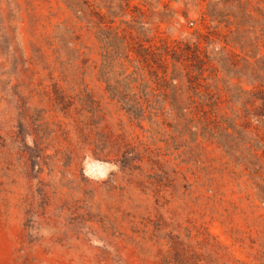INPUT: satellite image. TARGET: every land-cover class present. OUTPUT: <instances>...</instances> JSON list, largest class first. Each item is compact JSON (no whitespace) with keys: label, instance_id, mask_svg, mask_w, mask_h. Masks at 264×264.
<instances>
[{"label":"rangeland","instance_id":"obj_1","mask_svg":"<svg viewBox=\"0 0 264 264\" xmlns=\"http://www.w3.org/2000/svg\"><path fill=\"white\" fill-rule=\"evenodd\" d=\"M59 5L0 0V264H264V204L245 161L177 122L168 103L151 104L142 120L125 113L99 77L97 46L87 42L81 63L76 45H61ZM171 5L174 18L151 23L145 46L189 40L214 59L244 55L225 45L228 28L202 21L199 2ZM218 70L228 91L215 111L236 115L237 152L264 174V147L258 159L246 150L264 144L262 89ZM72 85L98 104L86 139L54 104L58 87ZM17 121L21 143L12 142Z\"/></svg>","mask_w":264,"mask_h":264},{"label":"trees","instance_id":"obj_2","mask_svg":"<svg viewBox=\"0 0 264 264\" xmlns=\"http://www.w3.org/2000/svg\"><path fill=\"white\" fill-rule=\"evenodd\" d=\"M58 1L63 5L58 6L62 15L54 25L55 30L62 31L61 45H76L77 48L74 46L72 50L81 63L89 60L87 53H90L91 48L87 46L88 43L97 46L96 59L93 61L99 77L105 83L110 98L125 113L142 120L146 118L145 108L151 107V104L168 103V110L177 122L188 125L187 128L195 126L201 130L200 134L205 139L213 140L229 157L235 160L237 158L239 162L245 161L242 164L247 171H252L250 176L255 198L264 204V174L258 167H254L255 162L251 157H240L236 149V115L233 112L219 115L215 111L221 88L224 92L228 91L218 85L219 81H223L217 73L221 67L231 78L243 77L254 87L258 83L262 90L261 95L258 93L256 98L261 101L259 107L263 110L256 114V120L264 122V11L259 8L258 1H197L203 7L200 11L202 21L215 22L209 26L219 30L228 28L229 37L224 41L225 45H237L245 50L244 55L235 60L225 55L214 59L189 40H179L175 45L162 43L153 47L149 43V46H145L150 42L146 36L151 23L169 22L174 18L176 10L172 3H180L182 8L187 9L189 5H197L195 0ZM160 3L161 7L158 6ZM82 47L87 51H81ZM129 66L132 67L130 71ZM73 87L59 86L54 95V104L86 139V133L82 129L86 124L95 122L98 104L88 91ZM232 87L231 94L234 96V86ZM239 88L240 91L247 92L246 89ZM192 105L203 110L205 116H187L188 113L195 112L186 110L187 106ZM23 124L25 122L17 121L19 129L12 134L13 143H21L22 139H19L18 134ZM61 131L66 133L63 126ZM191 133L196 134L195 131ZM261 147L264 144L252 145L246 150L250 156L258 159L260 156L257 152ZM99 152L102 149L98 153L94 151V154L100 156ZM129 159L121 161L123 167L128 164ZM130 166L134 168L135 165Z\"/></svg>","mask_w":264,"mask_h":264}]
</instances>
